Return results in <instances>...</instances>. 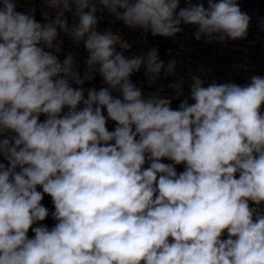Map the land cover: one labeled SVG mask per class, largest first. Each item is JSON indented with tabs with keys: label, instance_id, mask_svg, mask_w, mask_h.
Segmentation results:
<instances>
[{
	"label": "clouds",
	"instance_id": "clouds-1",
	"mask_svg": "<svg viewBox=\"0 0 264 264\" xmlns=\"http://www.w3.org/2000/svg\"><path fill=\"white\" fill-rule=\"evenodd\" d=\"M184 2L43 0L55 15L39 22L0 0V264H264V76H192L187 95L178 80L174 96H145L131 77L143 68L155 86L176 61L126 57L97 30L106 11L154 37L247 38L238 0ZM61 33L83 44V75L59 58ZM97 73L104 86L85 88Z\"/></svg>",
	"mask_w": 264,
	"mask_h": 264
},
{
	"label": "rangeland",
	"instance_id": "rangeland-1",
	"mask_svg": "<svg viewBox=\"0 0 264 264\" xmlns=\"http://www.w3.org/2000/svg\"><path fill=\"white\" fill-rule=\"evenodd\" d=\"M17 11L30 12L35 9V18L43 22L42 12L50 11L54 17L55 12L46 9L43 0H16ZM195 2V0H194ZM241 10L250 17V28L245 39L227 40L224 43L213 41L206 42L203 38L199 41L195 39V26H182V31L173 37L152 36L151 33H144L142 30L130 29L122 21L117 20L106 11L98 13L100 22L97 26L98 31L110 30L118 35L123 41L130 45L129 49H121L117 45V50L122 51L126 57H132L147 52L152 48L158 49V55L161 60L167 64L170 60L176 61V75L165 77L163 72L155 86L150 87L147 83V77L144 69L135 73L131 80L136 86L143 89L144 95L155 91L161 85L164 86L162 95H175V92L168 85L178 80L184 81V95L189 93V85L192 76H201L206 83L215 81L217 83L234 82L245 85L250 82L252 75L264 76V31L261 30L260 22L264 18V0H238ZM207 6L206 0H204ZM181 7L186 6L184 0H181ZM69 24L76 22L72 13H66ZM60 40L63 41L62 51L59 58L63 60L69 52L74 55L78 62L81 75L85 70L84 61L87 59V52L83 44L76 46L70 37L61 33ZM169 50L171 52L169 53ZM104 86L102 77L97 73L93 81H86L84 87H96L99 89ZM179 100H173L172 107H178ZM44 117L41 116V120ZM114 122L109 121L107 127L109 130L114 128ZM169 163L170 161L164 160ZM147 166V165H146ZM177 171H183V165L177 166ZM52 207L51 198L48 199ZM34 234L29 231V236Z\"/></svg>",
	"mask_w": 264,
	"mask_h": 264
},
{
	"label": "trees",
	"instance_id": "trees-1",
	"mask_svg": "<svg viewBox=\"0 0 264 264\" xmlns=\"http://www.w3.org/2000/svg\"><path fill=\"white\" fill-rule=\"evenodd\" d=\"M48 199H50V197H48L47 195H45L44 200L42 201V203L50 210V211H54V207L50 206L48 203ZM42 223L46 224L49 228H51L54 224L55 221L51 218V216H49L45 221H43Z\"/></svg>",
	"mask_w": 264,
	"mask_h": 264
}]
</instances>
